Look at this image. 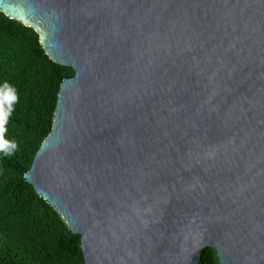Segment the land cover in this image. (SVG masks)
<instances>
[{
	"label": "water",
	"instance_id": "95a60500",
	"mask_svg": "<svg viewBox=\"0 0 264 264\" xmlns=\"http://www.w3.org/2000/svg\"><path fill=\"white\" fill-rule=\"evenodd\" d=\"M63 77L22 179L83 264H264V0H0Z\"/></svg>",
	"mask_w": 264,
	"mask_h": 264
},
{
	"label": "trees",
	"instance_id": "16d2710c",
	"mask_svg": "<svg viewBox=\"0 0 264 264\" xmlns=\"http://www.w3.org/2000/svg\"><path fill=\"white\" fill-rule=\"evenodd\" d=\"M74 72L47 58L33 27L0 14V83L9 81L19 94L8 125L19 148L0 154V264H83L81 235L71 234L22 179L52 129L60 81ZM202 264H219L211 248Z\"/></svg>",
	"mask_w": 264,
	"mask_h": 264
},
{
	"label": "clouds",
	"instance_id": "9594fccd",
	"mask_svg": "<svg viewBox=\"0 0 264 264\" xmlns=\"http://www.w3.org/2000/svg\"><path fill=\"white\" fill-rule=\"evenodd\" d=\"M19 103L17 88L9 81L0 83V154L11 156L18 148L16 139L8 138V125Z\"/></svg>",
	"mask_w": 264,
	"mask_h": 264
}]
</instances>
